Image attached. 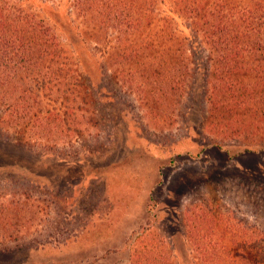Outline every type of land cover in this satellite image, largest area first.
<instances>
[{
    "label": "rangeland",
    "instance_id": "rangeland-1",
    "mask_svg": "<svg viewBox=\"0 0 264 264\" xmlns=\"http://www.w3.org/2000/svg\"><path fill=\"white\" fill-rule=\"evenodd\" d=\"M11 1L48 23L89 92L70 141L1 130L0 264H264V147L229 133L214 144L191 19L156 4L187 40L189 76L180 98L158 100L159 85L142 103L109 65L115 30L95 44L78 0Z\"/></svg>",
    "mask_w": 264,
    "mask_h": 264
},
{
    "label": "trees",
    "instance_id": "trees-1",
    "mask_svg": "<svg viewBox=\"0 0 264 264\" xmlns=\"http://www.w3.org/2000/svg\"><path fill=\"white\" fill-rule=\"evenodd\" d=\"M159 1L78 0L76 7L94 31L95 44L105 40L101 30H115L109 65L134 85L142 103L159 85L158 100L180 98L189 76V45L156 13ZM170 1L191 19L208 53L206 128L218 139L214 144L229 133L263 148L264 0ZM88 92L76 61L48 23L0 0V132L13 130L30 142L51 136L55 128L70 141L81 130L73 126L78 98ZM43 101L56 104L44 108Z\"/></svg>",
    "mask_w": 264,
    "mask_h": 264
}]
</instances>
